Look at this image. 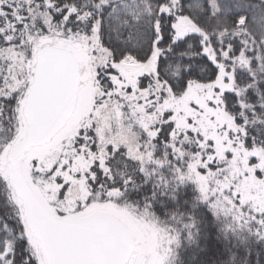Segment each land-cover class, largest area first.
<instances>
[{"label": "snow or ice", "instance_id": "1", "mask_svg": "<svg viewBox=\"0 0 264 264\" xmlns=\"http://www.w3.org/2000/svg\"><path fill=\"white\" fill-rule=\"evenodd\" d=\"M0 264H264V0H0Z\"/></svg>", "mask_w": 264, "mask_h": 264}]
</instances>
